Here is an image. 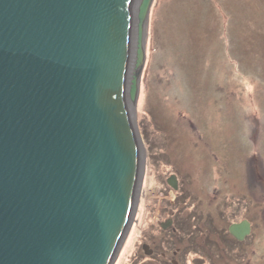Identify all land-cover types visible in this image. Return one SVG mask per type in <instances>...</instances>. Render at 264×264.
I'll return each instance as SVG.
<instances>
[{
    "label": "water",
    "instance_id": "1",
    "mask_svg": "<svg viewBox=\"0 0 264 264\" xmlns=\"http://www.w3.org/2000/svg\"><path fill=\"white\" fill-rule=\"evenodd\" d=\"M156 2L0 0V264L115 263L147 183Z\"/></svg>",
    "mask_w": 264,
    "mask_h": 264
},
{
    "label": "rangeland",
    "instance_id": "2",
    "mask_svg": "<svg viewBox=\"0 0 264 264\" xmlns=\"http://www.w3.org/2000/svg\"><path fill=\"white\" fill-rule=\"evenodd\" d=\"M141 111L147 183L114 264H163L142 244L264 264V0H157ZM243 220L251 233L224 240Z\"/></svg>",
    "mask_w": 264,
    "mask_h": 264
},
{
    "label": "flooded vegetation",
    "instance_id": "3",
    "mask_svg": "<svg viewBox=\"0 0 264 264\" xmlns=\"http://www.w3.org/2000/svg\"><path fill=\"white\" fill-rule=\"evenodd\" d=\"M171 214L173 215L171 217V218H173V226L166 227V225L164 226L163 223L161 222V226H164L165 227V232H168V230L170 228L172 229L173 227H175V229L178 230V228L175 225V223H176L175 214L176 213L173 212ZM219 218H221V217L219 216ZM175 229L173 228V230H175ZM228 231H229V229H228ZM165 245L167 246V244L164 243V248L166 247ZM141 247L143 248V244L141 245ZM150 249H152V253H150V254L146 253L145 250H144V248H143V250H144L143 253H146L145 255H147L149 257V260H152V261L159 260L158 262H161L163 264H182V261L184 260V259H182V256H181V250H182V248L175 247V249H171L170 248L171 249L170 250L169 247H168L167 248L168 252H165V251L161 250L159 254L157 253V250L154 251V248H151V246H150ZM148 263H149L148 260H145L141 264H148Z\"/></svg>",
    "mask_w": 264,
    "mask_h": 264
},
{
    "label": "trees",
    "instance_id": "4",
    "mask_svg": "<svg viewBox=\"0 0 264 264\" xmlns=\"http://www.w3.org/2000/svg\"><path fill=\"white\" fill-rule=\"evenodd\" d=\"M187 218V217H186ZM185 218H183V220H184ZM189 219V218H188ZM212 220V222H214V219L213 218H211ZM186 224L188 225L189 224V220L186 222ZM226 233H225V237H224V240L226 239H228V237H231V238H233L234 240H236L237 242H239L236 238H234V237H232L231 235H230V233H229V231H228V229L226 228V230H224ZM208 251H207V249H205V251H204V253H207ZM200 255H202V257H204L205 258V256L203 255V254H201L200 252H198Z\"/></svg>",
    "mask_w": 264,
    "mask_h": 264
}]
</instances>
